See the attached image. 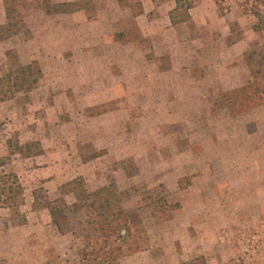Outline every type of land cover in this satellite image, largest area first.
Listing matches in <instances>:
<instances>
[{
	"label": "rangeland",
	"instance_id": "obj_1",
	"mask_svg": "<svg viewBox=\"0 0 264 264\" xmlns=\"http://www.w3.org/2000/svg\"><path fill=\"white\" fill-rule=\"evenodd\" d=\"M222 1L224 13L240 6L232 17L247 22L251 47L234 62L237 73L217 72V80L200 68L188 81L164 74L168 54L156 60L150 43L148 60L107 43L109 0H82L99 24L81 29L70 18L39 16L54 14L53 0H3L2 18L13 27L0 42V76L31 61L46 75L37 89L0 103V175L17 174L28 190L45 188L59 211L35 208L30 195L16 208L0 207V264H81L85 241L65 219L83 194L111 184L146 229L139 251L121 264H264V106L234 104L235 90L251 82L250 62L264 63V0ZM250 11L261 22L249 23L243 13ZM120 16L123 31L132 19ZM176 18L185 20V12ZM77 47L84 52L71 54ZM77 177L84 189L64 187Z\"/></svg>",
	"mask_w": 264,
	"mask_h": 264
},
{
	"label": "crops",
	"instance_id": "obj_2",
	"mask_svg": "<svg viewBox=\"0 0 264 264\" xmlns=\"http://www.w3.org/2000/svg\"><path fill=\"white\" fill-rule=\"evenodd\" d=\"M109 1L112 3V14L106 23L111 28L113 37L111 41L108 39L107 43H112L114 46L116 44L121 45L124 50L123 54H127L126 56L130 59L137 57L143 60L150 58L147 47L150 43L151 52H154L156 60H162L168 54V58L165 59H169L172 63L168 72H163L156 67V69L158 68L157 73L183 74L186 75L188 81H191V76L194 80L193 71L202 68L209 78L212 76L218 80L217 72L224 71L222 76L230 75L232 72L237 73L238 68L233 66L234 62L241 60L251 47V37L243 34L246 29L243 25L246 21L243 20L242 16L232 17L235 8L237 6L240 8L237 3L231 7L227 6L224 13V9L219 6L217 0H193L192 4L190 3L189 6L185 7L182 5L183 2H191L192 0H137L136 4L132 3L131 0ZM81 2L82 0H53V3L69 4V6L66 5L64 10L54 12V14H45L40 11L39 16L50 23H55L56 20L62 18H70L74 20V23L70 24L78 29L86 25L91 27L98 25L99 21L92 16L93 10L84 8L86 5L83 7ZM221 2L224 5L227 4L226 1L221 0ZM0 5H2V8L0 7L1 25L6 23L7 19L4 21L2 18V10H5L3 9V0H0ZM121 10L127 12L133 20H130L123 31L118 29ZM182 11L185 12L186 18L185 20H178L176 17H179ZM243 14L246 19L249 18V23L258 24L259 18L257 19L252 11ZM235 24H239L238 26L242 28L233 33L232 27ZM59 25L65 27L61 23ZM249 31L258 34L254 28H250ZM233 34L236 39L230 43L225 40L228 35L232 36ZM131 35L138 37L134 38ZM218 40L219 42L222 41L221 46L224 44L226 46L221 47L218 53L210 57V48H214ZM79 41L86 44L85 38L80 37ZM95 43L92 41L90 44ZM80 47H77L75 52L71 54L83 53L84 50ZM108 54L111 60L117 59L116 53L114 54L113 51ZM205 60L212 62L206 65ZM206 66L209 67L205 68ZM42 70L45 77V71L43 68ZM246 77L252 79L251 71L246 73ZM177 83L173 85L174 90L177 88ZM222 86L225 87L226 85Z\"/></svg>",
	"mask_w": 264,
	"mask_h": 264
},
{
	"label": "trees",
	"instance_id": "obj_3",
	"mask_svg": "<svg viewBox=\"0 0 264 264\" xmlns=\"http://www.w3.org/2000/svg\"><path fill=\"white\" fill-rule=\"evenodd\" d=\"M5 2L7 5V0ZM52 4L53 13L64 10L66 5L69 6ZM11 27L13 26L8 22L0 25V42L9 36L8 29ZM260 30L264 31V27ZM249 65L251 82L235 90L239 97L234 104L238 103L241 107L250 109L264 105V63L250 62ZM43 75L40 63L31 61L0 76V103L13 99L19 93L37 89L44 78ZM84 185L83 178L77 177L67 182L64 187L77 191L84 189ZM29 195L35 208L46 210L51 215L59 211L45 188L28 190L17 174L0 175V207L16 208L19 202ZM123 195L124 192L114 184L86 192L81 197L78 210L65 219L71 229L80 231L85 241L87 252L81 264H121L123 260L139 251L138 240L146 236V229L139 213L124 207ZM165 204L172 208L171 205ZM19 218L23 221L18 224H27L25 216Z\"/></svg>",
	"mask_w": 264,
	"mask_h": 264
}]
</instances>
